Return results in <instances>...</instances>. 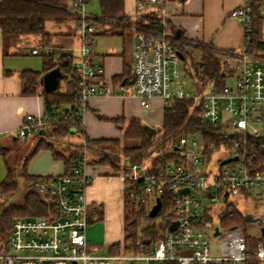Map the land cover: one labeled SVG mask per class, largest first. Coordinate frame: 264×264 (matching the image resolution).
Returning <instances> with one entry per match:
<instances>
[{
    "label": "built area",
    "instance_id": "1",
    "mask_svg": "<svg viewBox=\"0 0 264 264\" xmlns=\"http://www.w3.org/2000/svg\"><path fill=\"white\" fill-rule=\"evenodd\" d=\"M62 2L77 21L79 54L68 51L73 58L69 79L77 82L79 103L75 105L82 118L90 96L135 95L144 109L152 108V99L157 96L166 103L189 98L200 109L204 122L219 126V142L207 143L203 134L183 135L176 144L180 160H169L155 170L143 162L128 163L118 170L124 188L128 181L137 183L131 195L148 210L158 197L162 200V195L167 194L166 229L151 247L126 251L121 241L118 251L111 246L101 251L89 244L86 228L93 217L86 191L91 177L86 172L87 161L79 158L71 175L39 177L32 182V188L54 206L53 213L17 217L8 237L0 240V264L264 262V55L250 52L252 0H244L232 11L231 16L244 29V44L241 51L219 50L228 70L223 85L210 78L198 83L190 75L194 65L201 72L199 61L190 52V42L183 39V47L175 43L176 36L169 30L164 10L166 1L140 0L134 15L147 14L151 11L148 5H152L158 19L155 23L145 18L140 25L127 24L135 37L133 92L123 83L124 78L118 82L106 80L104 64L96 59L95 37L110 32L109 25L103 24L110 20L87 10L91 0ZM32 51L45 56L51 48ZM228 78H233V84L228 83ZM44 91L40 84L38 92ZM59 119L54 113H27L15 137L24 139L40 133ZM196 135L201 136V141ZM216 152L220 156L214 159ZM228 158L232 159L221 163ZM211 162L216 164L215 172ZM239 203L245 208H238ZM237 211L243 214L241 225H221V220ZM247 228L258 234L247 233ZM210 236L218 239L217 252L212 250ZM141 243L139 239L137 244Z\"/></svg>",
    "mask_w": 264,
    "mask_h": 264
},
{
    "label": "trees",
    "instance_id": "2",
    "mask_svg": "<svg viewBox=\"0 0 264 264\" xmlns=\"http://www.w3.org/2000/svg\"><path fill=\"white\" fill-rule=\"evenodd\" d=\"M168 1V0H165ZM100 15L110 21L103 22L109 25L111 33L127 29V24H142L145 18L152 23L158 19L157 10H151L147 14L131 17L126 13L124 0H98ZM62 0H0V29L4 37H20L23 35L37 34L44 38L50 36L46 30V23L54 21L64 23L70 18L76 19L75 15L62 7ZM134 18V19H133ZM169 24V30L176 36L175 43L183 47V33ZM123 32V31H122ZM185 40V39H184ZM250 52L255 55H264V0H252L251 38L249 41ZM201 51L198 66L194 65L190 75L199 82L205 79H213L218 85H223L227 75V68L222 63V54L209 46H198ZM43 74L32 70L20 72V76L26 81L24 94L33 96L37 93L42 76L52 69L59 68L65 83L53 90H45L42 93L44 101V113L57 114L60 119L51 122L46 128L33 135L21 139L31 142V150L25 162L16 171L9 163L11 147L3 146L0 152L3 154L7 175L0 182V198H11L10 203L0 212V240H4L11 232L14 220L20 216L37 217L50 216L54 206L48 203L45 196L32 188L31 184L40 176L28 172L30 160L40 150H50L54 159L64 162L63 174L71 175L79 158L85 159L87 164L109 165L118 171L128 163H150L151 168L165 164L169 160H180L178 152L174 149L179 138L187 134H203L207 143L216 142V132L219 126L206 123L202 120L201 111L195 105L193 99H173L164 110L163 124L154 135H149L143 121L131 118L127 124L125 118H112L124 132L123 138H91L85 131L82 114L77 110L78 87L74 79H69L72 74V56L68 52L59 57L51 50L49 55L43 56ZM130 72L126 69L124 74ZM123 76V75H122ZM119 76L120 79L123 77ZM70 104L63 108L64 104ZM100 118H105L99 115ZM19 140V138H17ZM264 156V151L262 152ZM57 177V176H49ZM19 179H22L20 185ZM137 183L128 181L125 184V210H124V238L122 242L126 251L139 252L151 247L156 238L165 232L168 217L164 214L167 208V194L162 195L163 208L157 216L150 215L145 204H137L131 195V189ZM13 199V200H12ZM148 221L147 225H142ZM243 222V214L237 211L221 220L225 227L239 226ZM140 229V231H139ZM141 239V245L138 240ZM120 243L111 245V249L118 251ZM167 264H176L168 262ZM247 264H261L260 261L250 260Z\"/></svg>",
    "mask_w": 264,
    "mask_h": 264
},
{
    "label": "crops",
    "instance_id": "3",
    "mask_svg": "<svg viewBox=\"0 0 264 264\" xmlns=\"http://www.w3.org/2000/svg\"><path fill=\"white\" fill-rule=\"evenodd\" d=\"M139 1L124 0L125 10L129 16H135ZM243 2L244 0H168L164 4V10L170 25L183 33L184 39L190 42L191 48L196 50L193 55L196 57L197 53L201 59V51L197 49L200 45L209 46L218 51L242 50L244 29L231 14ZM147 8L152 10L153 6L148 5ZM127 29L132 31L129 56L125 50L110 51L105 54L95 52L96 59L104 64L106 80L113 79L114 82H118L119 76L123 75V83L130 92H133L132 52L135 37L134 31ZM127 29L122 31L125 32ZM46 30L50 34L48 38L37 34L4 37L0 29V148L8 146L9 141H16L14 134L22 126L27 113L36 114L45 111L43 96L38 92L39 87L35 95H25L26 81L20 76V72L24 70L43 74L44 58L41 54L33 53L32 50L48 46L59 57L65 52L72 51L79 42L76 19L73 34L68 33L66 27L48 30L46 26ZM105 34L117 35L111 32ZM128 68L130 72L124 74ZM152 102V108L144 109L135 95L90 96L83 111L85 131L91 138L122 139L123 130L112 121V118L116 117L125 118L126 124L131 118H138L145 119L146 123L152 127L155 124L161 126L168 103L158 96L154 97ZM69 105L66 103L62 107L66 108ZM99 115L105 118H100ZM47 151H49L47 155L44 154L46 158L41 157L44 159V168L37 171H31L28 168L30 174L40 177L63 174L65 171L63 160L54 159L52 152ZM86 172L91 177L86 191L87 200L90 203V216L93 217L89 225L93 224L92 230L94 227L101 228L100 236L92 237L96 243L87 240L91 246L105 251L124 238V182L118 171L109 165L88 163Z\"/></svg>",
    "mask_w": 264,
    "mask_h": 264
},
{
    "label": "rangeland",
    "instance_id": "4",
    "mask_svg": "<svg viewBox=\"0 0 264 264\" xmlns=\"http://www.w3.org/2000/svg\"><path fill=\"white\" fill-rule=\"evenodd\" d=\"M87 10L89 12H92L94 14H98L100 15L101 11H100V5L98 0H91V2L87 5ZM47 29L48 30H55L56 28H63L66 27L67 32L73 34L75 31V19L74 18H70L67 21H65L62 24L56 23L54 21H48L46 23ZM117 35H112V34H100L97 35L95 37V43L93 45V49L100 53V54H105L108 53L110 51H116V52H123L125 50V52L128 54H130V48H131V34L132 31L131 30H126L125 32H122V30H118V33H114ZM79 41V40H78ZM79 43L76 44L74 46V48L72 49V52L74 55H78L79 54V50H78V46ZM190 52L194 53L196 52L195 48H190ZM43 56V55H42ZM200 59L199 55H197L196 53V60ZM228 83L233 84V78H228ZM65 83L64 78H61L59 80V85H63ZM169 105V103H168ZM167 105V106H168ZM161 117V116H160ZM144 124H147L145 119H142ZM154 128H160V124H155L153 126ZM16 134V133H15ZM14 134V135H15ZM196 138L201 141V136L200 135H196ZM8 146L11 147L10 150V156H9V163L11 165V167L14 170H18L22 164L25 162V159L27 157V155L29 154L30 150H31V142L30 141H23L21 139L16 141H9ZM45 150V149H44ZM40 150L30 161L28 168L31 171H37V169H43L44 168V159L41 157H45L44 154H46L47 150ZM47 155V154H46ZM216 156H220L219 152H216L214 155V159H216ZM46 158V157H45ZM213 159V160H214ZM210 167L211 170H213L214 172L216 171V164L215 162H211L210 163ZM55 172V171H54ZM7 175V169H6V165H5V161L3 159V154L0 153V182H2ZM42 178H46L45 176ZM20 185L23 183L22 179H19ZM13 200V199H12ZM11 201V198H0V212L1 210L7 206ZM264 201L262 200V203ZM151 206V204H149ZM238 208L240 209H244L245 205L242 203L237 204ZM149 207V206H148ZM247 208V207H246ZM161 216V215H160ZM160 216H156V219H159ZM148 221H143L142 225H147ZM93 224L88 225L86 228V237L87 239L92 242V243H96L95 239L92 237H95L94 235H99L101 234V228L98 227H94L93 230L91 229ZM122 232V230H121ZM247 233H251L253 235L258 234V232L254 229L251 228H247ZM122 236H120L121 238ZM218 239L214 238L212 236H210V245L212 246V250L213 252H217L218 251Z\"/></svg>",
    "mask_w": 264,
    "mask_h": 264
},
{
    "label": "water",
    "instance_id": "5",
    "mask_svg": "<svg viewBox=\"0 0 264 264\" xmlns=\"http://www.w3.org/2000/svg\"><path fill=\"white\" fill-rule=\"evenodd\" d=\"M61 78H64V75H63L62 71L57 67L55 69H52L48 73L44 74L40 80V84H42L45 87V90L50 91V90H53L59 86V80ZM143 127L149 135H154L159 130V128H154V127H152L148 124H144V123H143ZM174 149L177 150L178 147L175 146ZM236 158L237 157H235V159ZM231 159L232 158L225 159L221 163L224 164V163L230 161ZM161 208H162V200L160 197H158L156 204H154L150 210V215L153 217L157 216L158 213L160 212ZM218 233H219V231H218V229H216L215 234H218Z\"/></svg>",
    "mask_w": 264,
    "mask_h": 264
}]
</instances>
